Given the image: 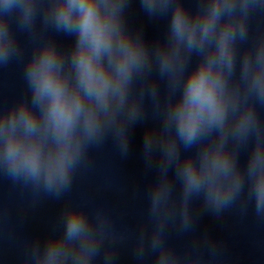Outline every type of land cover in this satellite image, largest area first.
Instances as JSON below:
<instances>
[{
  "label": "clouds",
  "instance_id": "1",
  "mask_svg": "<svg viewBox=\"0 0 264 264\" xmlns=\"http://www.w3.org/2000/svg\"><path fill=\"white\" fill-rule=\"evenodd\" d=\"M132 2L0 0V68L24 57L13 16L33 42L25 93L0 104V174L31 189L34 203L62 199L89 165L90 149L111 137L127 157L132 128L145 124L144 162L155 163L158 177L136 259L150 251L154 264H203L198 251L180 253L165 238L169 223L193 230V198L217 217L238 201L246 212L250 201L264 220V29L250 36L249 25L253 13H264V0H194V8L185 0H139L150 18L168 16L165 35L151 42L128 23ZM53 32L71 37V46H59ZM146 98L157 127L145 123ZM249 144L242 168L239 151ZM60 224L27 243L25 264H114L125 236L104 210L65 202ZM205 242L209 264H222L220 246Z\"/></svg>",
  "mask_w": 264,
  "mask_h": 264
}]
</instances>
